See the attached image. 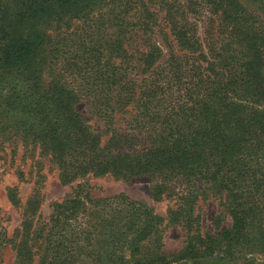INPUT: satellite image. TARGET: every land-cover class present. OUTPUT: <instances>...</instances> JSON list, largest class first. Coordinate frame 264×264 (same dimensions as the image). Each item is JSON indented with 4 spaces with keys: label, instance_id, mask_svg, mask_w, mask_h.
<instances>
[{
    "label": "trees",
    "instance_id": "16d2710c",
    "mask_svg": "<svg viewBox=\"0 0 264 264\" xmlns=\"http://www.w3.org/2000/svg\"><path fill=\"white\" fill-rule=\"evenodd\" d=\"M203 3L215 15L209 38L217 69L208 72L195 63L189 36L179 51L173 4L0 0V70L15 72L20 84L0 96L6 140L38 142L64 180L149 175L152 198L177 197L171 221L186 234L179 250L166 252L164 217L124 194L93 198L78 183L52 206L38 264H73L83 256L119 264H251L264 253V35H247L249 24L236 19L241 5ZM57 17L93 18L70 39L63 68L73 84L41 79L42 32ZM230 23L236 45L230 40L228 48L219 35ZM247 37L254 39L259 70L252 58L243 60L248 50L237 47ZM80 99L101 121L100 133L74 109ZM209 192L231 219L217 233L193 226L194 206Z\"/></svg>",
    "mask_w": 264,
    "mask_h": 264
},
{
    "label": "rangeland",
    "instance_id": "374dc122",
    "mask_svg": "<svg viewBox=\"0 0 264 264\" xmlns=\"http://www.w3.org/2000/svg\"><path fill=\"white\" fill-rule=\"evenodd\" d=\"M154 1L157 4L161 1L165 6L173 4L175 7L179 51L184 50V42L187 43L185 40L189 36L195 63L204 66L207 72L210 68L216 70L217 64L212 56L214 51L211 49L212 42L209 38V32L214 31L211 23L215 15L210 9L204 8L202 5L204 0H152V3ZM225 2L241 5V11L236 15V19L246 20L249 24L247 35H254L259 30L264 35V0H225ZM91 20L93 18L85 20L75 17L71 20L66 17L49 20V24L44 28L45 31L42 32L44 37L39 47L43 82L60 78V82L74 83L72 82L74 77L64 73L63 64L66 56H69V46L73 43L70 39H77ZM226 22H229V19H226ZM40 24L43 26L42 23ZM232 25L230 23L224 27L219 39L226 44L231 40L232 44L236 45L234 41L236 36L232 35ZM186 27H189L187 33ZM219 32L220 30H216L217 34ZM246 42L245 46L237 44L238 49L249 52V57L242 58L243 60L252 58L254 68L259 70L260 65L256 61L255 53L250 49L254 39L247 37ZM227 47H230L229 43ZM19 85L15 72L5 73L0 70V96L11 92L9 89L13 87L17 90ZM260 107L264 109V103H261ZM74 109L92 131L101 132V121L94 114L92 115L84 101L78 100L74 104ZM101 136V139L104 138V134ZM60 171L59 163L38 142L23 143L17 139L6 140L0 132V226L5 229L6 236L10 239L6 245H0V264H38L43 237L50 225L52 206L54 202L66 198L78 183H83L93 198L124 194L129 199L147 204L154 213L165 218L162 248L170 253L184 245L186 240L184 226L180 222L171 221L178 199L175 195L162 197L159 200L152 198L148 194L149 175L143 174L128 179L116 178L110 174L85 175L64 180ZM196 215L198 217L193 226L200 232L217 233L220 228L228 227L231 222L230 217L223 210L220 197L210 192L195 204L193 216ZM122 252L125 260L129 258V250L126 246H123ZM256 256L255 262L251 264L264 261V253H258ZM99 259L83 256L77 258L73 264H119L106 259L100 262ZM213 263L209 261L199 264ZM125 264L131 263L126 260Z\"/></svg>",
    "mask_w": 264,
    "mask_h": 264
}]
</instances>
